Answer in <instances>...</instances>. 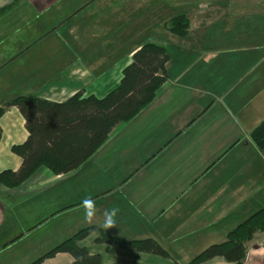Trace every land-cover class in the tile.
<instances>
[{"label": "crops", "instance_id": "crops-1", "mask_svg": "<svg viewBox=\"0 0 264 264\" xmlns=\"http://www.w3.org/2000/svg\"><path fill=\"white\" fill-rule=\"evenodd\" d=\"M61 1L0 0V55L4 54L1 43L10 27L27 25L25 21L29 22L30 16H35L42 7L59 5ZM172 5L177 8V11L172 10V15H185L188 20L187 35L176 37L181 41L178 46L188 47H182L177 60L169 56L167 79L152 103L132 121L113 129L102 147L78 170L55 176L46 169H39L15 189L0 186L1 195L22 196L18 207L23 208L24 203L33 204L32 211L27 213L34 220L33 226L18 228L15 234L0 226V257L11 246L33 234L45 221L57 220L65 212L81 207L82 200L87 197L97 204V213L92 225L83 224L85 228L94 227L108 235L116 228L124 229L132 234V241L152 238L169 255L166 260H161L158 256L132 252V263L135 264H141V261L144 264H186L210 245L223 243L227 233L250 215L264 210V150H258L249 137L264 120V0H173ZM254 10L261 12L252 14ZM254 20L259 29L253 41L255 48L249 49L245 29ZM219 25L229 28L226 35L218 37L214 34V26ZM231 26L235 27V35L228 39L232 44H225ZM226 47L234 48L235 55H229V58L238 59L227 80L224 68L220 77L209 70L210 65L226 54L214 50ZM138 48L128 55L125 66ZM21 53L2 64L0 69ZM225 58V61L229 59L228 56ZM123 68L119 66L111 77L108 71L105 78L97 80L90 69L76 66L65 74V80L75 83L70 88L58 86L60 95H64L55 102H64L78 92L102 98L111 91L108 90L110 87L119 84ZM58 80L55 77L52 84ZM93 80L97 82L94 85ZM56 86L50 87L56 90ZM97 91H103V94ZM224 101H227L225 105ZM213 106L221 113L212 112ZM7 110L18 112L15 108ZM21 127L20 133L14 132L16 142L12 145H18L19 140L23 143L27 137L22 117ZM0 130L1 144L5 132L1 127ZM122 141H132V145L119 146ZM118 146L122 148L121 154L132 150L137 155L132 158V174L123 179L110 178L117 182L118 188L114 189L108 187L105 179L99 180V172L110 170L114 165L98 162L95 158L101 154L100 150L110 151ZM171 149L173 152L169 153ZM158 161L160 165H152ZM20 163L17 157L9 170L16 171ZM3 167L0 166V171L8 170ZM131 183L132 191L127 196L123 194L117 198L114 195L120 186ZM42 193H47L56 202L55 210L44 217L39 212ZM111 208L119 209L117 225L105 230L100 224L104 211ZM7 217L1 214L0 222L4 226ZM79 221L80 217H77L67 227H73ZM96 233L94 231L81 241L80 246L88 250L89 242L97 238ZM89 253L100 255L102 264H106L100 252ZM247 253L251 264L260 263L259 256L264 253V233L254 235L247 244ZM202 264L228 263L222 258H214Z\"/></svg>", "mask_w": 264, "mask_h": 264}, {"label": "rangeland", "instance_id": "rangeland-1", "mask_svg": "<svg viewBox=\"0 0 264 264\" xmlns=\"http://www.w3.org/2000/svg\"><path fill=\"white\" fill-rule=\"evenodd\" d=\"M172 2L173 0H62L59 5L50 4L42 7L35 16H30L29 22L25 21L24 24L27 25L10 27L5 41L1 43V50L4 54L0 55V66L14 55L22 53L0 69V109H3V114L0 116V127L5 132L0 144V166L9 170L12 165H15L17 156L11 152V146L16 142L14 132L20 133L22 128L18 112L12 111L16 114L13 115L7 108H4L10 100L28 95L51 102L63 99L64 94L60 95L61 91L58 86L65 85L70 88L75 83L70 79L65 80V74L68 71L75 69L76 66L79 68L85 66L93 72L92 77L97 80L105 78L108 71L111 72L109 75L111 77L113 71H116L119 66L121 68L125 66L132 50L146 43L162 44L169 56L175 60L182 47L188 46H178L181 41L169 33L164 25V22L177 16L174 13L172 15V10L177 11ZM254 8L257 9L256 6ZM25 12L28 13V11ZM258 12L261 11L254 10L252 14ZM255 24L254 20L245 29L249 40L246 45L249 49L255 48L253 41L256 40L255 36L259 29ZM227 29L229 28H223L221 25L214 26V34L218 37L226 35ZM230 29L231 31H228L225 38V44H232V41L228 39L235 35V27L231 26ZM232 51H234L233 47L214 50V52L226 53L223 56H228V58L229 55H235ZM225 57H219L216 64L209 66V70L220 77L221 69L224 68L223 73L226 72L227 80L232 74L233 64L238 59L231 57L225 61ZM228 61L229 65H227ZM199 65L197 64L198 67H203ZM55 77L59 79L55 82L56 90L50 87L56 85L52 84ZM60 80L62 83H59ZM96 83L93 80L92 85ZM90 88L93 87L90 85ZM114 88L110 87L108 90ZM97 92L103 94V91ZM226 103L227 101H224V105ZM211 111L216 114L221 113L216 106H213ZM18 142L21 144L20 140ZM123 145L127 148L132 145V141L129 143L122 141L119 144V146ZM119 146L118 149L112 148L110 151L101 152L100 150L99 153L103 156L99 155L95 158L96 161L99 160L98 162L102 161L115 166H111L113 168L110 170L103 171L102 169L99 172V180L105 179L109 184L108 187L114 189L118 188L117 182L110 178L121 177L123 179L132 174V158L137 155L132 150L121 154L122 148ZM171 152L173 149L169 150V153ZM160 164L158 161L152 165L157 167ZM42 171L46 170L42 168ZM130 191H132V183L120 186L114 195L117 198L123 194L127 196ZM44 193L41 195L39 207V212L43 217L51 214L56 204L50 195ZM1 194L0 192V217L1 214L8 216L5 226L0 222L1 228L4 230L7 228L10 234H15L18 228L27 229L29 224L33 226L34 220L27 213L32 211L33 204L24 203V207L20 208L17 204L23 199L22 196H14V193L11 196ZM81 216H84V211L82 207H79L65 212L57 220L45 221L33 234L26 236L18 244L6 250L5 254L0 257V264H31L69 238L76 232L75 230L84 229L85 219ZM77 217H80V221L73 227H67ZM113 234L111 235L124 241H132V234L124 229L117 230L116 228ZM142 238L135 241L145 240V237ZM93 241L88 244V252H100L104 263L135 264L132 263V252L114 249L106 244H95ZM161 260H166V258ZM144 263L141 261V264ZM42 264L72 263L69 255L62 254Z\"/></svg>", "mask_w": 264, "mask_h": 264}, {"label": "trees", "instance_id": "trees-1", "mask_svg": "<svg viewBox=\"0 0 264 264\" xmlns=\"http://www.w3.org/2000/svg\"><path fill=\"white\" fill-rule=\"evenodd\" d=\"M165 27L172 35L183 38L189 24L185 15H178ZM168 60V51L162 44H142L122 69L119 84L102 98L78 92L61 103L32 95L10 100L4 108L18 111L27 137L23 143L11 146V152L21 163L16 171H0V186L15 189L42 168L55 176L78 170L102 147L113 129L132 121L152 103L167 79ZM2 114L3 109H0V116ZM249 137L258 150H264V120L250 132ZM94 231L98 232L95 244L169 258L167 252L151 239L124 241L88 227L31 264H42L59 254L69 255L72 264H102L100 255L90 254L80 246V242ZM257 233H264V210L250 215L227 233L223 243L210 245L186 264H202L214 258H222L228 264H243L247 244Z\"/></svg>", "mask_w": 264, "mask_h": 264}, {"label": "clouds", "instance_id": "clouds-1", "mask_svg": "<svg viewBox=\"0 0 264 264\" xmlns=\"http://www.w3.org/2000/svg\"><path fill=\"white\" fill-rule=\"evenodd\" d=\"M81 207L83 208L84 211L85 222L89 225H92L96 219V213H97L95 201L91 197H87L82 200ZM118 212H119L118 208L106 209L104 211L103 214L104 218H103V222L100 224V227H102L105 230L116 227L117 225L116 217Z\"/></svg>", "mask_w": 264, "mask_h": 264}, {"label": "built area", "instance_id": "built-area-1", "mask_svg": "<svg viewBox=\"0 0 264 264\" xmlns=\"http://www.w3.org/2000/svg\"><path fill=\"white\" fill-rule=\"evenodd\" d=\"M246 255H247V257H245L243 264H251L250 260L248 259V253ZM259 257H260V263L259 264H264V253L262 255H260Z\"/></svg>", "mask_w": 264, "mask_h": 264}]
</instances>
